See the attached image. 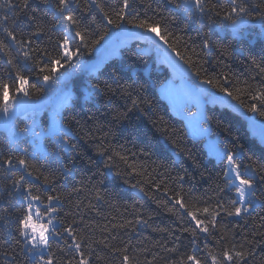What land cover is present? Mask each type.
I'll return each mask as SVG.
<instances>
[{
  "label": "trees",
  "instance_id": "trees-1",
  "mask_svg": "<svg viewBox=\"0 0 264 264\" xmlns=\"http://www.w3.org/2000/svg\"><path fill=\"white\" fill-rule=\"evenodd\" d=\"M122 27L157 32L245 112L208 103L203 122L246 198L172 112V71L140 39L82 68ZM62 76L76 95L52 123ZM9 102L26 103L19 127L57 132L36 145L0 127V264H264V142L247 118L264 122V0H0V112Z\"/></svg>",
  "mask_w": 264,
  "mask_h": 264
},
{
  "label": "rangeland",
  "instance_id": "rangeland-1",
  "mask_svg": "<svg viewBox=\"0 0 264 264\" xmlns=\"http://www.w3.org/2000/svg\"><path fill=\"white\" fill-rule=\"evenodd\" d=\"M135 38L143 41L138 44L141 51L148 53L155 51L159 64L158 68L163 69V64H168L167 58L169 53L162 48L157 32L153 30H145L143 28L122 27L120 30L113 33L111 38L107 41L109 48L105 47L101 50L100 55L96 60L84 62L82 64V68L85 71H96L107 58L119 54L120 48L124 45L130 44ZM67 79L68 77L62 76L61 80H57L53 85L58 92H54L53 101L50 100V102H48L51 103V112L49 117L52 123L58 118V114L61 113L63 107L72 102V96L76 95V91L72 88H65V82ZM70 84L71 81H69L67 85ZM160 91L164 99L169 102L172 112L186 120L189 134L196 138H207L206 146L210 155L217 159L224 157L229 158V178L241 189V198H246L248 196L249 180L239 175V173H243L242 170L238 172L234 169L231 161L232 159H230V156L226 154L223 150L224 148L219 142L220 138L218 136H213L210 133V127L203 122L206 118L204 110L208 103L220 104V106H230L237 112L244 115L245 112L241 110L239 105L232 102L229 94L226 96L218 95L212 91L207 82L200 80L198 77H196L195 80H192L178 76L173 72V70L170 80L161 87ZM56 93L58 94L56 95ZM25 104L23 102V104H18L16 107L11 105L10 102L7 103V106L0 112V127L9 131L10 137L13 141L21 139L25 135H29L32 141L37 145L39 144L42 136L47 133L48 130L44 128V125L41 122H37V120L34 122V129H23L19 127V121L16 120V117L27 112L26 107H22ZM32 108L28 107L30 111L33 110ZM41 108V111H43V107ZM247 118L252 134L264 142V122L252 118L249 115H247ZM36 124H40V126L36 127ZM27 125H30V122H28ZM39 128H41V130H39ZM56 132L57 129L55 130L54 127H51L48 134L54 135ZM29 200L35 210L37 207L36 202L33 199ZM35 215H37V213H35Z\"/></svg>",
  "mask_w": 264,
  "mask_h": 264
},
{
  "label": "water",
  "instance_id": "water-1",
  "mask_svg": "<svg viewBox=\"0 0 264 264\" xmlns=\"http://www.w3.org/2000/svg\"><path fill=\"white\" fill-rule=\"evenodd\" d=\"M248 23L243 20H239L235 22L232 26V30L234 32L241 31L245 26H247ZM169 66L180 76L184 78L193 79L194 78V72L192 71L191 67L185 63L178 55H170L167 58ZM111 174L112 172L109 171ZM135 194L141 198H145V195L140 191H135Z\"/></svg>",
  "mask_w": 264,
  "mask_h": 264
},
{
  "label": "bare ground",
  "instance_id": "bare-ground-1",
  "mask_svg": "<svg viewBox=\"0 0 264 264\" xmlns=\"http://www.w3.org/2000/svg\"><path fill=\"white\" fill-rule=\"evenodd\" d=\"M138 39V38H137ZM143 42V41H142ZM147 43H149V42H147ZM169 55H173V54H169ZM156 59H157V57H155ZM99 68V67H98ZM97 71V70H96ZM96 71H94V72H96ZM32 109H34V108H32ZM17 119V118H16ZM209 153V152H208ZM228 165H229V163H228ZM135 191H138V190H135ZM134 191V192H135Z\"/></svg>",
  "mask_w": 264,
  "mask_h": 264
}]
</instances>
